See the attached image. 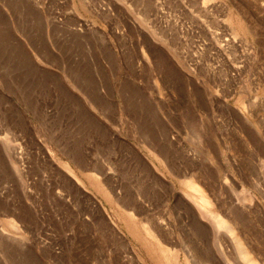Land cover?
Masks as SVG:
<instances>
[{
    "label": "rangeland",
    "instance_id": "374dc122",
    "mask_svg": "<svg viewBox=\"0 0 264 264\" xmlns=\"http://www.w3.org/2000/svg\"><path fill=\"white\" fill-rule=\"evenodd\" d=\"M231 230L264 264V0H0V264L242 263Z\"/></svg>",
    "mask_w": 264,
    "mask_h": 264
},
{
    "label": "bare ground",
    "instance_id": "6f19581e",
    "mask_svg": "<svg viewBox=\"0 0 264 264\" xmlns=\"http://www.w3.org/2000/svg\"><path fill=\"white\" fill-rule=\"evenodd\" d=\"M190 172V171H189ZM182 173V172H181ZM188 174V173H187ZM183 177H181L182 179ZM186 180V178H184ZM183 180V181H185ZM189 185H191V188L197 192L198 194L195 196L194 200L196 199V203L198 204V207H199V210L200 212H202V214L211 219L213 222H217L216 224H218L219 226H221L222 228H228V223H227V219L222 217L221 214L218 212H215L217 210H213L211 207V200L210 198L208 197L207 193L205 192V190L202 188V186L200 185V183H198L197 181H195L194 177L191 176V178H189ZM181 182V181H180ZM188 182V181H187ZM188 184H183V185H186V186H189ZM245 188H243L242 190H244ZM247 189V188H246ZM240 191V190H239ZM246 191V190H245ZM249 191V190H248ZM194 193V192H193ZM251 193V192H250ZM187 194V192H186ZM191 194V193H190ZM188 193V195H190ZM194 195V194H193ZM239 195L242 200H245L246 197H247V193H245L244 191L243 192H240ZM192 196V195H191ZM190 196V197H191ZM249 197V196H248ZM185 198V197H184ZM192 199V198H191ZM240 199V200H241ZM246 214V213H245ZM234 218H239V219H243L244 216L242 214V212L239 210V209H235V212H234ZM229 220V219H228ZM235 220V219H234ZM248 221V219H247ZM235 222V221H234ZM220 227V228H221ZM149 228V226H148ZM217 228V227H216ZM219 228V227H218ZM253 228V227H252ZM150 229V228H149ZM228 231V230H227ZM219 232V231H217ZM231 234H232V240L233 241H236L239 245H238V248L240 250V255L241 257H239L240 260H242L243 262L242 263H238V261H236V263L234 264H260L257 259H254L255 257H253V253H251V250H246L248 248V246L244 247L246 249L243 248V241L239 242V240L241 238H237V236L235 235V232L231 230ZM232 244V243H231ZM243 244V245H242ZM234 248V246H233ZM238 255H239V252H237ZM224 254V253H223ZM253 254V255H252ZM225 255V254H224ZM255 256V255H254ZM226 257V256H225ZM238 257V256H237ZM234 260V259H233ZM235 260H238V259H235ZM245 260V261H244ZM231 262V261H229ZM235 262V261H234ZM246 262V263H245ZM232 264V263H231Z\"/></svg>",
    "mask_w": 264,
    "mask_h": 264
}]
</instances>
